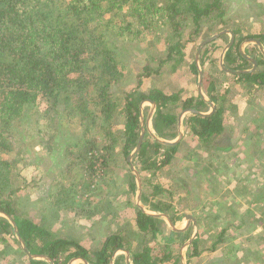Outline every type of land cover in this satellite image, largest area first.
<instances>
[{"label": "rangeland", "instance_id": "obj_1", "mask_svg": "<svg viewBox=\"0 0 264 264\" xmlns=\"http://www.w3.org/2000/svg\"><path fill=\"white\" fill-rule=\"evenodd\" d=\"M222 8L224 19L230 24L222 27L215 24L212 19H204L202 26L205 31L201 36L206 37L209 34L218 33L219 29L234 32V27L237 28L239 34L234 33V41H238L239 38L242 40L235 42L236 45L230 51L231 54L227 61L224 59V64L227 66L229 61L236 59V64L242 65L241 69L252 67L251 61L246 62L240 59V47L244 43L243 53L255 58L258 61L256 70L263 71L264 64L261 63L264 61L263 52L258 43L252 39L260 34V37L264 38V0H222ZM75 23L79 24V21ZM79 25L80 37L85 38V43L87 41L92 45L94 42L96 47L86 52L87 66L89 65V68L93 66L98 70L97 74L96 69L92 72L93 77L89 75L91 79L88 83V103H94L100 92L97 78L103 70L102 65L109 50H111L114 61L116 63L120 61L123 64L122 70L120 69L123 72L121 79L111 87L113 94L123 96L126 91L134 89L138 85L137 79L140 75L141 84L139 85L145 92L151 88L168 92L187 89V93L195 96L199 72L196 63L193 67V60L200 39L198 42L191 40L192 47L184 50L186 57L182 63L175 65L174 61H163L168 53L165 44H173L178 39L183 41L189 36L193 38L191 18L185 20L181 35L172 37L170 43H165V40L163 41L160 37L157 39L153 35L141 39L132 38L130 33L126 34V37L112 35V33L106 35L99 28L94 29V25L84 23L83 26ZM209 27L216 30L208 32L206 29ZM164 31H166L165 37L172 34L169 29ZM89 34L92 37L96 36L97 39ZM227 35L223 41L217 37L210 48L213 58L216 59L214 64L206 59L207 52L204 54L202 50L201 54L202 57L204 56V64L201 65L202 86H207L212 82L216 88L213 89V93L220 98L221 106H225L223 115L225 132L215 140V144L219 147L224 145V139L232 138L231 134L240 129L242 124L244 125L242 120L244 118L247 124L253 121V128L257 126V130L264 135V86L253 83L245 77L237 78L235 74L227 73L222 69L221 55L231 38L230 33ZM262 45L264 47L263 43ZM229 64L231 66V63ZM147 69L151 73L145 74L141 79L140 73ZM208 92L205 88L203 89L206 99L209 100L211 93ZM197 103L200 104L201 100L198 99ZM143 108H146V118L151 109L150 103L144 102ZM56 109L61 110L62 113L60 111L58 114ZM56 109L53 108L50 99L41 96L39 105L31 112H26L13 131V150L8 157L16 161L17 167L24 172L28 180L21 179L20 184L24 186L28 182V185L20 189L13 197L17 213L21 217L30 218L44 225L54 234L77 241L93 252L101 249L109 237L121 232H124L125 240L130 241L127 243H130L135 251L142 250L145 245H152L156 248L157 238L145 239L141 232L136 231V222L132 221L137 211L135 206L137 187L134 190L130 165L127 157L122 153L123 143L117 146L115 151L102 150L106 142L100 135V127H96L91 116L86 121L88 125H92V130L85 133L77 142L80 134L76 135L72 131L77 130L75 122L82 114L72 118L67 115L70 111H63L60 104ZM208 109L209 106H203L205 113L212 110L210 108L207 111ZM173 110L176 113L180 112L181 107L176 106ZM91 112L97 115L99 110L92 108ZM181 114L182 129L183 131L184 128L189 130L186 126L188 112L182 111ZM153 116L149 126L151 131L156 132ZM254 117H259V121L254 120ZM97 121L101 123L100 118ZM51 122L56 123L55 130L50 129ZM115 127L122 129L123 121L118 120ZM176 128L163 125L162 131L166 135H172V133H177ZM54 133L57 134L53 136ZM49 139L51 142L47 143ZM90 139H95L96 143H91L90 148H85V142ZM166 139L174 140L173 138ZM68 146L70 148H67ZM254 152L260 165L257 168L264 170V152ZM103 156L106 157L105 160ZM230 161L233 159L229 156V152L214 151L211 145L202 144L194 134H186L184 131V137L172 165L163 169L158 175L157 180L166 192L164 196L159 195L157 201L170 202L175 206L179 204L181 208L177 209L179 217L184 218L185 212H191L197 218L199 224L197 226L200 227L195 228L201 240L199 242L200 254L194 256L195 250L192 247L185 248L187 264H264V227L262 235L261 233L258 234L259 236L256 234V231L259 233L258 227L262 223L260 220H264L262 218L264 212H260L264 210L262 208L264 198H258L259 205L254 209L257 208L258 213H255L252 211L250 202L253 203L257 198L255 196L240 198L238 194H234L232 198L228 197L222 193L225 179L220 178L223 175L224 165L229 170L238 169L243 174L246 169L248 178L250 176L253 178L254 174L249 173L255 167L251 169L247 166L243 170L233 162L234 166L231 168ZM92 163H94V173L91 169ZM262 173L263 175H259L256 172L258 179H252L249 184L257 185L255 181L264 183V172ZM213 176L216 181L215 189L208 184ZM263 186L264 184L261 187ZM258 187L264 194V189H260V184ZM236 190L239 191V188ZM168 191H171V194ZM212 196L216 197V204ZM225 196L227 198L224 199ZM142 204L149 205L143 201ZM248 210L251 211L247 215ZM243 219H247V222L241 225ZM224 228H226L225 242L218 243L216 249H212V244L218 238L217 234ZM161 229L164 238L167 236L168 229L164 226ZM10 244L11 247H5V244L0 243V264H31V259L23 252L20 245L13 242ZM184 244L181 248L179 245L174 246L172 249L174 253L180 255ZM118 255L122 264H126L125 254L120 251ZM73 264L81 263L74 261Z\"/></svg>", "mask_w": 264, "mask_h": 264}, {"label": "trees", "instance_id": "obj_2", "mask_svg": "<svg viewBox=\"0 0 264 264\" xmlns=\"http://www.w3.org/2000/svg\"><path fill=\"white\" fill-rule=\"evenodd\" d=\"M187 18L192 20L191 34L197 42L203 39L201 34L205 31L202 26L204 19H212L222 27L230 24L224 19L222 0H0V212L8 214L16 221L19 233L32 254L46 255L54 264H68L71 259L78 257L87 259L89 264H110L113 252L118 248H125L130 251L132 264H180L179 254L174 253L170 247L161 245L158 240L156 248L145 245L142 250L135 251L131 244L127 243L130 241L125 240L124 232H121L109 237L101 249L93 252L77 241L54 234L30 218L21 217L16 211L13 197L20 189L25 188L28 182L24 186L19 183L21 179L27 178L17 167L16 161L9 159L8 155L13 150V131L25 113L31 112L39 105L41 96L50 99L55 109L60 104L63 111L69 110L67 115L72 118L82 114L75 122L77 130L72 131L76 135L80 134L77 142L92 130V125H88L86 121L91 116L96 127H100V135L106 142L102 150L115 151L116 147L123 143L122 153L125 157L134 151L141 135L142 110L146 119V108L141 110V103L145 99H150L157 105L153 116L156 126L154 133L165 139L177 138V133H163L162 126L177 127L178 118L173 109L179 106L181 91L168 92L151 88L145 92L139 85V75L138 85L134 89L126 91L123 96L113 94L111 87L121 79L123 64L114 61L111 50L107 51L103 70L97 78L100 87L98 97L92 104L87 102L88 83L91 79L89 75L93 77L92 72L96 69L97 74L98 70L87 66L86 52L96 47L94 42L91 45L86 41L90 46L88 47L84 42L85 38L80 37L79 24L94 25V29L99 28L106 35L112 33L126 37V34L130 33L135 39L153 35L157 39L162 38L165 43H170L172 37L181 35ZM77 20L79 24L75 23ZM165 29H169L172 34L165 37ZM206 30L214 32L216 29L209 27ZM222 30L224 29H219L218 32ZM234 33L239 34L235 27ZM260 36L261 34L253 39H258L264 44V38ZM92 38L97 39L96 36ZM193 38L190 37L187 41L194 40ZM240 40L242 38L238 39ZM184 43L178 39V42L171 46L165 44L168 53L163 61H174L175 65L182 63L185 60L182 49ZM234 46L228 49L226 61ZM203 50L204 54L208 53L206 59L214 64L216 59L213 58L210 47ZM203 59L204 56L201 55V65L204 64ZM240 59L249 62L241 55ZM235 60L229 61L232 69H241L242 65L236 64ZM261 63L264 64V61ZM150 73L149 69L144 70L140 73L141 79ZM235 76L245 77L264 86V70ZM199 99L203 101L202 97ZM185 101L183 107L192 108L193 100ZM92 108L98 109L99 113L94 115ZM221 110L223 109L208 116L194 115L188 120V125L197 131V136L203 144L209 145L215 137L222 134ZM55 111L59 114L61 110ZM99 118L101 123L97 121ZM118 120L123 121L122 129L115 127ZM51 124L52 122L50 129L55 130L56 123ZM50 142L51 139L47 143ZM180 142L174 145L164 144L146 129L141 148L133 158V163L142 177V201L150 202L154 207L166 206L164 201L156 200L166 192L157 179L163 169L172 165ZM85 143V148H90L91 143L95 144L96 141L90 139ZM103 157L105 160L106 157ZM91 169L94 173V163L91 164ZM130 174L135 190V176ZM168 193L171 194V191ZM156 222L154 216L139 210L136 214V231L141 232L145 239L156 238L158 230L157 227L153 228ZM225 232L226 228L217 234L218 238L212 244V249H216L218 243L225 242ZM200 241L197 236L193 244L194 256L200 254ZM10 242L19 245L10 220L0 214V243L11 247ZM30 263L50 264L43 259H31ZM115 264L122 262L116 258Z\"/></svg>", "mask_w": 264, "mask_h": 264}, {"label": "water", "instance_id": "obj_3", "mask_svg": "<svg viewBox=\"0 0 264 264\" xmlns=\"http://www.w3.org/2000/svg\"><path fill=\"white\" fill-rule=\"evenodd\" d=\"M223 33H230L231 34V41L230 43L224 48L223 52H222V55H221V59H220V65L222 67V69L227 72V73H233V74H243V73H253L257 67H258V61L253 58V57H250L246 54L243 53V46H244V43L241 44V47H240V51H241V56L245 57L248 61H251L252 62V67L251 68H246V69H239V70H233V69H230V68H227L225 67L224 65V59H225V56H226V53L228 51V49L231 47V45L233 44L234 42V38H235V34L232 30H222L218 33H215L211 36H209L208 38L204 39L198 49H197V52H196V55H195V63H196V67L198 69V72H199V77H198V83H199V90H200V94L202 96L203 99H206L204 93L202 92V76H203V70H202V67H201V63H200V57H201V53H202V50L204 48L205 45H207L208 43L212 42L213 40H215L217 37H219L220 35H222ZM253 41H255L256 43H258L260 49L262 50L263 52V55H264V47L261 43L260 40L258 39H252ZM248 42V41H247ZM144 102H149L150 105H151V109H150V112L148 114V116L146 117V119H144V112H143V106H144ZM157 108V105L154 101L150 100V99H145L142 101L141 103V135H140V138H139V141L137 143V146L136 148L134 149V151L127 156V161L130 165V170L132 172V174L135 176V179H136V184H137V192H136V206L142 211L144 212L145 214H148V215H151V216H154V217H157V218H165L168 223L170 224V227L175 230V231H184V229H180L177 225H175L173 222H171L170 218L165 215V214H162V213H155V212H152L150 210H148L143 204H142V191H143V182H142V177L140 175V172L137 170L136 166L134 165L133 163V158L134 156L137 154V152L140 150L141 148V145H142V141H143V138L145 136V133H146V129L147 131L151 132L152 135L157 139L159 140L160 142L164 143V144H170V145H174V144H177L178 142H180L183 138V129H182V114H180L179 116V135L176 139L174 140H168V139H165L163 137H160L158 136L157 134H155L153 131H151L150 129V121H151V118L152 116L154 115L155 113V110ZM215 110V104L212 103V110L210 112H207V113H202L200 111H197L195 109H187L186 111L190 112H196V113H200L201 115H204V116H208L210 115L213 111ZM185 111V110H184ZM1 213V212H0ZM2 214V213H1ZM4 217H7L11 224L13 225L14 227V231L17 235V238L19 240V245L21 247V249L23 250V252L30 258V259H43V260H46L48 261L50 264H54V262L52 261V259L46 255H35V254H32L29 250H28V247L26 246V243L24 242L22 236L20 235L19 233V229H18V226H17V223L16 221H14L12 219L11 216H9L8 214H2ZM187 218H188V222L187 224L189 225L190 223H193V225L196 227L197 226V220L194 216L192 215H187ZM196 235V230L194 231L193 235L191 236V238L187 241V243L184 244L183 246V249L182 251H180V256H181V264H187V259H186V254H184V251H185V248L188 249V247L192 244V241L194 240V237ZM160 237V234L158 235ZM122 251L124 254H125V258H126V264H132L131 263V255H130V251L128 249H125V248H118L116 249L112 256H111V261H110V264H115V261H116V255L118 254V252ZM74 260H79L81 261L82 263L84 264H89L88 260L85 259V258H82V257H78V258H75L73 260H71L69 262V264H72V262Z\"/></svg>", "mask_w": 264, "mask_h": 264}, {"label": "crops", "instance_id": "obj_4", "mask_svg": "<svg viewBox=\"0 0 264 264\" xmlns=\"http://www.w3.org/2000/svg\"><path fill=\"white\" fill-rule=\"evenodd\" d=\"M259 119H260L259 117H254V120L259 121ZM242 120H243L244 125L242 124L240 129H238L234 134H231L232 138L227 139V140L224 139V141H223L224 145L222 146V149L224 148V152H227V153L229 152V156H232L233 161L229 162V164H230L229 166L231 168L234 166L233 162H235L236 165H239L243 170L247 166H250L251 169L253 167H255V169H256L257 166H260V165L257 162L258 160L256 159L257 157H256L254 151H263L264 152V140H262L264 138V135L261 133V131L257 130V126L255 129L253 128V126H254L253 121L248 122V124H247V122L245 121V118ZM183 133H184V131H183ZM250 164H252V165H250ZM254 164H255V166H254ZM260 164H262V163H260ZM226 167L224 165V168H222L223 175H222V177H220L222 179H225L224 185H222V188H223L222 193L225 195H228V197H231L234 194H238L240 198L244 197V196H255V198H257V200L254 199V202L253 203L250 202V205L252 206V211L255 213H258L257 208H256V210H254L255 206L259 205L258 204V198L259 197L264 198V194H262V192H261V190H259L258 186L260 184V189H264L263 188L264 186L261 187L264 183H262V181H261V183L255 181L257 183V185L253 184V186H252V184L250 185L249 182H251L252 179H255V180L258 179L257 174L263 175L262 171L264 172V170L257 168V171H255V169L253 168L252 169L253 171H251L249 173L251 175L254 174V175H252L253 178L251 176L248 178L246 169L244 170V174H243V172H241L238 169L229 170ZM256 172H257V174H256ZM208 177H210V176H208ZM211 178H212L211 182H209L207 180L208 184L210 186H213L215 189L216 188V185H214L216 183V181H214L215 178H214V176ZM236 188H239V191H237ZM212 198H214V197L212 196ZM225 198H227V197L225 196L224 199ZM213 201H215L214 204H216V197L213 199ZM247 204L248 203H246V205ZM248 208H249V206H248ZM262 208L264 209V206H262ZM259 210H261V209H259ZM250 211L251 210H248L246 214L248 215L250 213ZM260 212L263 213L264 210H261ZM263 215H264V213H263ZM262 218H264V216ZM260 221H262V223L258 227L259 233H257V231H256L257 235L260 233L262 235V229L264 227V220L262 219ZM244 222H247V219H243V221L241 220V225H243ZM186 225H188L186 219H184L180 222L178 221L179 227L183 228ZM116 256L118 257L119 255L117 254ZM71 260H73V259H71ZM74 261H79V260H74ZM125 261H126V258H125ZM73 262H72V264H73ZM80 263L84 264L81 261H80Z\"/></svg>", "mask_w": 264, "mask_h": 264}, {"label": "flooded vegetation", "instance_id": "obj_5", "mask_svg": "<svg viewBox=\"0 0 264 264\" xmlns=\"http://www.w3.org/2000/svg\"><path fill=\"white\" fill-rule=\"evenodd\" d=\"M227 34L228 33H225L224 35L226 36ZM211 35H213V34H210V35H208L206 37H202L203 39H200V42L198 44V47H199L200 43L204 39L208 38ZM224 35H220L219 36V39H221L223 41L225 39V36ZM190 37L191 36H189L186 40H183V42H185L184 43L185 45L182 47L183 52H185L184 50L187 49L188 47H192L191 40L187 41ZM213 41L210 42V43H208L210 45H208V44H207L208 46L205 45L204 49L206 50L209 47L211 48V46H212L211 44L214 43ZM230 41H231V38H229V41L227 42L226 46L230 43ZM177 42L178 41H176L173 44H176ZM235 42L236 41L233 42L234 45H235ZM173 44L171 43V44H168V45L171 46ZM233 44L231 46H234ZM185 57H186V55H185ZM224 65L227 68L231 67L229 63L227 64V66H226V64H224ZM230 69H232V68H230ZM204 88L206 89L207 92L209 91L211 93V95H210V99L209 100L208 99H203V101H201L200 104L197 103V100L200 97H202L201 94H200L198 81H197V84H196V93L194 94L195 96H193L191 93H187V89H183V90L181 89L182 90L180 92L181 93V100L178 103L179 106L181 107V111L176 113L177 118H178V122H179V116H180V114H181L182 111L187 110V109L190 108V109H195L197 111H200L202 113H205V111L203 110V106H205V105L209 106V109L207 110V111H209L210 108L212 109V103H215L216 104L215 105V110L212 113H214V112H216V111H218L220 109H223V110H221L222 111V117H223V115L225 113V106L224 105H223L224 107L221 106L220 98L213 93V89H216V88L214 87V85L212 84V82H210V84L207 85V86L206 85L204 87L202 86V92H203V89ZM187 99L193 100V102L191 103L193 105L192 108L191 107H183V103L186 102L185 100H187ZM194 115H200V113H196V112H192V111L188 112L187 120H189ZM222 125H223L222 134L219 135V136H217V137H215L213 139V141L209 145H207V146H210L211 145V147H212V149L214 151H218V150H223L224 151V148L222 149V146L219 147L218 144H215V140H217L219 137H221L223 135V133L225 132L224 120L222 122ZM186 126L189 129V130H186V128H184V131L186 132V134H194L198 138L197 131L194 130L192 127H190L188 124ZM176 132H177V134H179V124H177ZM183 137H184V134H183ZM198 140L203 144V142L199 138H198ZM204 145H206V144H204ZM156 200H157V198H156ZM144 203H146V204L149 203V205L145 206L148 210H150L152 212H155V213H162V214L167 215L170 218L171 222H173L177 226H178V221H180L181 219H184L185 218V219H187V222H188L187 215H192V216L195 217V215L193 213H191V212H185L183 214V217L184 218L179 217L180 214H179V212L177 213V209H181V208H179V204L177 206H175V205H172L170 202H166L165 203L166 206H164V208H159V207H154L153 204H151L150 202H144ZM135 206H136V204H135ZM139 210L140 209L137 207V211L135 213V216L132 218V221L136 222V214L138 213ZM180 212H182V211H180ZM155 218L157 219V222H156V224L154 223V227L153 228L157 227V230H158L157 233L155 234V236H156L157 240L160 242L161 245H163L165 247H170L171 250L174 248V246H177V245H179V248H181L182 247V244H184V242L187 243V241L191 238V236L193 235L194 231L196 230L195 228H200L199 226H196L195 227L193 225V223H190L189 225H186L183 228H181V227L178 226L180 229H184V231H175V230H173L170 227V224L168 223V221L165 218H157V217H155ZM161 220H163V221H161ZM196 220H197V218H196ZM161 222H164V223L162 224ZM197 225H198V222H197ZM162 226H164L165 228L167 227V229H168L167 236H165L164 238L162 237V229H161ZM159 234H160V237L158 236ZM197 236H198V232H196V235L194 237V240L192 241V244L189 246L190 248L191 247L193 248V244H194V241L197 238ZM179 251H180V249H179ZM180 260H181V256H180Z\"/></svg>", "mask_w": 264, "mask_h": 264}]
</instances>
